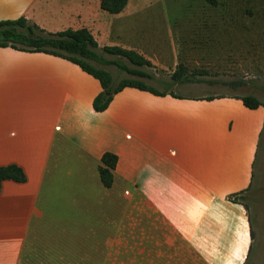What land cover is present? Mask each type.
I'll use <instances>...</instances> for the list:
<instances>
[{
	"label": "crops",
	"instance_id": "1",
	"mask_svg": "<svg viewBox=\"0 0 264 264\" xmlns=\"http://www.w3.org/2000/svg\"><path fill=\"white\" fill-rule=\"evenodd\" d=\"M100 3L0 0V21L87 28L99 47L132 49L169 78L199 65L190 52L156 64L123 39L131 0L118 13ZM101 91L65 58L0 47V166L26 175L1 183L0 264H244L253 222L228 196L250 185L264 106L127 86L96 111ZM105 152L117 156L110 187L98 170Z\"/></svg>",
	"mask_w": 264,
	"mask_h": 264
},
{
	"label": "rangeland",
	"instance_id": "2",
	"mask_svg": "<svg viewBox=\"0 0 264 264\" xmlns=\"http://www.w3.org/2000/svg\"><path fill=\"white\" fill-rule=\"evenodd\" d=\"M125 14L118 23L127 44L144 45L160 65L167 58L175 61L180 52H190L201 61L199 65L185 62L187 68L197 66L208 73L198 76L200 82L170 85L162 81L169 80L168 73L152 66L142 68L150 75L145 77L89 60L94 67L109 70L114 84L132 79L160 91L200 97L251 94L264 103V0H131ZM120 59L132 66L127 59ZM238 79L245 83L239 87L227 83ZM262 143L255 170L257 182L241 197L253 222V250L247 264H264V136Z\"/></svg>",
	"mask_w": 264,
	"mask_h": 264
},
{
	"label": "trees",
	"instance_id": "3",
	"mask_svg": "<svg viewBox=\"0 0 264 264\" xmlns=\"http://www.w3.org/2000/svg\"><path fill=\"white\" fill-rule=\"evenodd\" d=\"M128 0H101L100 7L109 13H118L126 5ZM0 47H11L16 50L27 52H44L65 58L73 63L78 64L84 71L96 77L102 86V91L94 98L93 107L96 111L105 110L114 94L124 87H134L140 90H147L154 94L165 95L167 92L175 97H184V95L177 94L172 91H159L152 86H149L141 81L132 79H122L117 84L113 83V77L109 70L105 68L94 67L89 60L98 62L102 65L114 64L118 68L125 70L131 74L139 76L150 77L145 72L143 67H151L149 60L144 58L138 52L132 49L121 48L118 46H103L99 47L93 35L87 28L65 29L56 32H50L40 27L36 23L29 22L24 17H19L13 20L0 21ZM107 53L115 55L118 59H108L103 54ZM120 58H125L132 65L129 66L121 62ZM208 72L201 69L190 70L183 64H178L169 78L170 85H183L194 82H200L201 78L198 76L206 75ZM233 87H239L245 83L243 80H231L227 82ZM106 91L110 93L107 94ZM220 94L208 95L206 97L194 96L195 99H213ZM245 106L249 108H256L260 105L264 106L257 97L251 94H246L240 97ZM264 136V129L260 135L257 152L255 155L253 173L250 185L242 192L231 194L229 199L242 203L248 210L246 204L241 201L242 195L255 187L257 182L256 167L260 160L262 140ZM117 156L111 152H105L101 157V164L99 165V174L105 186L110 187L113 183V171L116 167ZM14 180L16 182H24L26 175L21 167L16 164H9L0 166V189L3 180ZM249 212V211H248ZM249 214V213H248ZM250 223L252 218L249 214ZM252 244L249 249L248 257L244 264H247L253 250V229L251 231Z\"/></svg>",
	"mask_w": 264,
	"mask_h": 264
},
{
	"label": "water",
	"instance_id": "4",
	"mask_svg": "<svg viewBox=\"0 0 264 264\" xmlns=\"http://www.w3.org/2000/svg\"><path fill=\"white\" fill-rule=\"evenodd\" d=\"M107 94H109L110 92L109 91H106Z\"/></svg>",
	"mask_w": 264,
	"mask_h": 264
}]
</instances>
